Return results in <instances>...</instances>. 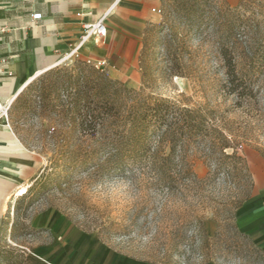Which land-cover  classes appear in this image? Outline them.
Returning <instances> with one entry per match:
<instances>
[{
  "label": "rangeland",
  "instance_id": "374dc122",
  "mask_svg": "<svg viewBox=\"0 0 264 264\" xmlns=\"http://www.w3.org/2000/svg\"><path fill=\"white\" fill-rule=\"evenodd\" d=\"M170 4L172 8L162 5L161 0L160 18L151 23L156 31L148 38L150 50L144 58L149 73L146 83L140 68L136 85L122 82L143 88L147 94L209 109L217 129L247 161L255 184L264 170V0H203L192 9L180 1ZM179 41L184 76L171 75L168 68L169 55L181 48ZM222 48H228L243 75L253 79L254 98L241 100L226 93ZM77 59L57 66H72ZM107 69L103 71L111 77ZM12 105H8V117L0 122L4 121L25 149L40 158L38 174L50 164L51 154L43 152L42 144L48 137L41 132L47 122L25 108L15 111ZM207 152L198 145L186 149L185 157L193 162L197 180L181 182L172 190L162 186L147 165L135 166L123 176L81 168L64 170L59 173L60 187L52 186L27 212L28 200L19 204L22 194L11 196L17 210H12L10 221L28 223L38 232L24 236L21 226L12 233L6 225L0 242L26 247L29 264L44 263L34 254L53 241L52 232L41 226L42 213L53 210L77 229L96 235L105 246L130 257L161 264H204L199 252L200 237L205 234L212 244L207 251L212 255L210 263L264 264L254 252V247L264 250V245L249 234L253 242L236 234V213L248 193L246 177L216 173ZM254 192L255 187L251 194ZM11 233L19 237L14 239ZM193 238L198 240L196 251L190 248L196 241Z\"/></svg>",
  "mask_w": 264,
  "mask_h": 264
},
{
  "label": "trees",
  "instance_id": "16d2710c",
  "mask_svg": "<svg viewBox=\"0 0 264 264\" xmlns=\"http://www.w3.org/2000/svg\"><path fill=\"white\" fill-rule=\"evenodd\" d=\"M183 2L188 9L198 7L203 0H162V5ZM156 26L145 28L143 46L139 57L143 83L149 75L144 58L150 50L148 38ZM181 48L169 55L171 75L184 76V57ZM222 48L226 67L224 89L241 100L254 98V81L239 70V62ZM12 109H27L47 122L43 124V152L51 154L49 163L30 181V187L21 196L19 204L28 200L25 211L37 203L52 186L60 187V174L64 170L81 168L95 174L123 176L135 166L147 165L159 183L169 190L181 182L197 180L193 162L185 157L192 145L204 147L207 159L214 161L215 172H234L246 177L249 187L245 201L250 199L255 184L244 157L233 148L227 136L212 122L210 110L204 106L190 107L170 98L145 93L144 89L128 87L124 82L109 77L102 69L85 60L77 59L72 66H56L48 69L28 83L13 101ZM48 132H52L48 136ZM232 149V151H229ZM51 171V172H50ZM11 197L5 215L1 219L0 239L7 225L10 231L20 227L24 236L38 232L28 223L10 221L14 210ZM24 212L23 214H25ZM27 214V213H26ZM7 219V221H5ZM17 239L19 236L12 235ZM236 234L250 239L236 228ZM196 239L193 238V242ZM199 254L209 264L212 255L210 240L200 237ZM198 240L192 245L195 248ZM251 242H253L251 240ZM254 252L264 263V250L254 247ZM26 247H13L0 242V264H29ZM133 258L153 264L149 259ZM257 258V261H258Z\"/></svg>",
  "mask_w": 264,
  "mask_h": 264
},
{
  "label": "crops",
  "instance_id": "0c3cea01",
  "mask_svg": "<svg viewBox=\"0 0 264 264\" xmlns=\"http://www.w3.org/2000/svg\"><path fill=\"white\" fill-rule=\"evenodd\" d=\"M159 10L161 0H0V59H6L0 65V107L35 77L69 59L106 60L112 78L136 85L145 28L159 20ZM36 13L40 17L35 19ZM101 17L107 35L82 41L83 25ZM40 165L37 154L1 123L0 223L11 196L30 185ZM41 221L53 235L34 254L41 264H153L105 246L59 212H43ZM236 223L240 232L264 245V170L252 197L238 208Z\"/></svg>",
  "mask_w": 264,
  "mask_h": 264
},
{
  "label": "built area",
  "instance_id": "2783aa9c",
  "mask_svg": "<svg viewBox=\"0 0 264 264\" xmlns=\"http://www.w3.org/2000/svg\"><path fill=\"white\" fill-rule=\"evenodd\" d=\"M159 12H161V10H159ZM80 15V14H79ZM33 17L39 18L40 14L36 13L33 15ZM83 34L81 36V40H85L86 38L90 37V36H97L100 38H104L107 35V26H106V22H105V18L101 17L98 21L94 22V23H85L83 25ZM79 59V58H78ZM86 62H88L89 64H92L95 68L97 69H102L104 70L105 67L108 66V61L106 60H98V61H91V60H85ZM6 59H0V65L5 63ZM8 110H9V106H1L0 107V115L2 116H7L8 117Z\"/></svg>",
  "mask_w": 264,
  "mask_h": 264
},
{
  "label": "bare ground",
  "instance_id": "6f19581e",
  "mask_svg": "<svg viewBox=\"0 0 264 264\" xmlns=\"http://www.w3.org/2000/svg\"><path fill=\"white\" fill-rule=\"evenodd\" d=\"M32 81V80H31ZM30 81V82H31ZM29 82V83H30ZM19 94V93H18ZM17 93H15V94H13V96L11 97V99L9 100V103H8V105L9 104H11L13 101H14V99L17 97V95H18ZM7 105V106H8ZM2 107H3V105H1ZM2 117H4V116H2V115H0V119L2 118ZM4 120V119H3ZM4 121H2L1 123H3ZM0 123V124H1ZM27 191V186H23V187H21L20 189H19V191H18V193L19 194H23V193H25Z\"/></svg>",
  "mask_w": 264,
  "mask_h": 264
}]
</instances>
